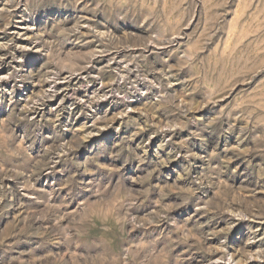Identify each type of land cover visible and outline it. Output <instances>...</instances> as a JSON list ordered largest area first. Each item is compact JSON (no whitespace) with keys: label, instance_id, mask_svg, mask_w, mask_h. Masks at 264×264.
<instances>
[{"label":"rangeland","instance_id":"obj_1","mask_svg":"<svg viewBox=\"0 0 264 264\" xmlns=\"http://www.w3.org/2000/svg\"><path fill=\"white\" fill-rule=\"evenodd\" d=\"M0 264H264V0H0Z\"/></svg>","mask_w":264,"mask_h":264}]
</instances>
